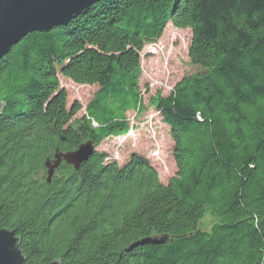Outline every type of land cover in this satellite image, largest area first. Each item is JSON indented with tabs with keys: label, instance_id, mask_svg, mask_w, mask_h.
<instances>
[{
	"label": "trees",
	"instance_id": "trees-1",
	"mask_svg": "<svg viewBox=\"0 0 264 264\" xmlns=\"http://www.w3.org/2000/svg\"><path fill=\"white\" fill-rule=\"evenodd\" d=\"M168 23L188 29L200 70L155 110L176 174L132 155L45 164L129 132L143 110L141 52ZM59 77L97 86L67 107ZM0 229L25 264H264V0H103L67 27L30 33L0 60ZM210 214L217 223L199 231ZM164 238L126 253L145 238Z\"/></svg>",
	"mask_w": 264,
	"mask_h": 264
},
{
	"label": "rangeland",
	"instance_id": "rangeland-1",
	"mask_svg": "<svg viewBox=\"0 0 264 264\" xmlns=\"http://www.w3.org/2000/svg\"><path fill=\"white\" fill-rule=\"evenodd\" d=\"M191 38L190 30L178 29L168 23L160 39L144 47L139 81L143 110L140 113H127L130 129L125 136L109 138L94 146L96 152L106 154L108 161H115L119 166L134 154L147 159L162 184H167L176 174V166L170 129L162 122L154 104L159 97L167 96L181 79L200 70L191 64L188 57ZM59 83L66 91L67 107L75 103L82 107L77 115L79 118L98 87L77 85L63 77H59ZM216 223L210 214H206L199 221L198 230L208 232Z\"/></svg>",
	"mask_w": 264,
	"mask_h": 264
},
{
	"label": "water",
	"instance_id": "water-1",
	"mask_svg": "<svg viewBox=\"0 0 264 264\" xmlns=\"http://www.w3.org/2000/svg\"><path fill=\"white\" fill-rule=\"evenodd\" d=\"M103 0H0V60L30 33H48L56 27L68 24L85 15L89 9ZM3 104L0 103V115ZM96 153L92 143L81 144L75 151L57 153L47 161V183L62 162L79 170ZM14 231L0 229V264H25L26 259L17 247ZM164 238H145L131 244L125 252L145 245H161ZM52 264H60L55 261Z\"/></svg>",
	"mask_w": 264,
	"mask_h": 264
}]
</instances>
